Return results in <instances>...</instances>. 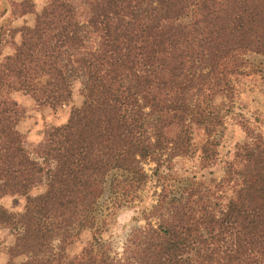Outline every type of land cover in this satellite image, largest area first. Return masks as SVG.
<instances>
[{
	"label": "trees",
	"instance_id": "1",
	"mask_svg": "<svg viewBox=\"0 0 264 264\" xmlns=\"http://www.w3.org/2000/svg\"><path fill=\"white\" fill-rule=\"evenodd\" d=\"M83 1L90 22L76 18L69 0H48L38 12L21 0L20 14L34 19L12 29L19 40L0 65V197L25 196L22 211L0 204V224L14 231L4 264H71L67 246L83 229L91 238L75 264H264L262 131L236 143L233 167L217 181L159 174L157 201L120 257L99 250L98 217L114 216L137 196L146 160L158 172L164 160L187 153L194 125L206 135L202 165L216 156L223 114L214 98L231 90L233 75L264 78L246 57L264 56V0ZM87 28L101 32L91 49ZM71 48L80 55L61 62ZM74 79L81 104L33 156L11 95L56 109L70 102ZM171 125L179 126L173 135ZM41 183L43 191L30 193Z\"/></svg>",
	"mask_w": 264,
	"mask_h": 264
},
{
	"label": "rangeland",
	"instance_id": "2",
	"mask_svg": "<svg viewBox=\"0 0 264 264\" xmlns=\"http://www.w3.org/2000/svg\"><path fill=\"white\" fill-rule=\"evenodd\" d=\"M34 12L40 11L48 0H31ZM75 9L76 18L80 21H91L92 11L83 0H69ZM21 0H0V65L4 61V55L14 50V42L19 40V34L13 33L12 29L23 23H32L34 12L20 14ZM101 39L99 30L87 28L86 48H94ZM71 53L80 55L81 50L71 48L64 51L61 62H66ZM249 60L259 64L264 72V56L246 54ZM232 88L227 94H219L214 98L213 109L223 114V123L220 128L222 134L217 146V154L206 166L200 160L201 144L205 141V132L197 127H192V143L189 151L182 155H176L169 160H164L155 172L156 163L153 160H146L142 165L148 174L147 180L138 191L137 196L129 203L122 205L114 216L104 218L99 214V230L103 244L99 246L100 251H105L110 258L120 257L124 248L126 238L131 229L135 226H142L146 222V215L156 203L160 191L159 174L173 173L179 177L196 176L198 178H214L216 181L231 171L234 164V151L236 143L243 142L251 131L256 133L262 131L264 134V78L261 72L239 73L232 76ZM195 93H189V100L192 102ZM11 100L16 102L21 118L17 128L21 133L24 145L31 154L37 155V150L45 147L47 132L56 125L67 120L69 111L73 106L82 102L80 82L73 80L72 97L69 103L63 104L56 109L48 106L40 107L33 99L22 92H14ZM179 129L178 125H171L166 132L173 135ZM162 157H165L162 156ZM164 159V158H163ZM173 181L172 187L179 185ZM181 185V184H180ZM43 183L33 188L30 193L36 194L43 191ZM25 203V196L18 194H6L0 197V204L10 211H22ZM103 213L106 212L102 207ZM155 220L152 219V222ZM14 231L5 224H0V264H4L8 258V247L13 243ZM91 238V230L83 229L77 238L67 246V256L71 261L76 259L84 245ZM56 243V241H54Z\"/></svg>",
	"mask_w": 264,
	"mask_h": 264
}]
</instances>
